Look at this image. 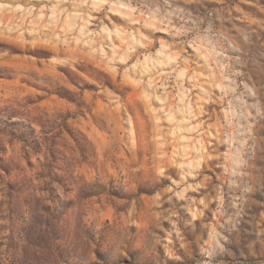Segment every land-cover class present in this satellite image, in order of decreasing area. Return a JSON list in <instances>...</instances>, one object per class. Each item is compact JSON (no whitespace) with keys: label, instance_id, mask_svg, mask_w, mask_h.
<instances>
[{"label":"rangeland","instance_id":"rangeland-1","mask_svg":"<svg viewBox=\"0 0 264 264\" xmlns=\"http://www.w3.org/2000/svg\"><path fill=\"white\" fill-rule=\"evenodd\" d=\"M8 116L0 260L264 264V0H0Z\"/></svg>","mask_w":264,"mask_h":264},{"label":"trees","instance_id":"trees-1","mask_svg":"<svg viewBox=\"0 0 264 264\" xmlns=\"http://www.w3.org/2000/svg\"><path fill=\"white\" fill-rule=\"evenodd\" d=\"M7 128L10 129L7 130ZM0 133L9 134L12 137L13 141L20 143L22 151L26 155H29L33 149H39L41 145L39 141L40 136L34 133V130L31 129L30 125H24L21 122L20 124L12 122L11 116H8L6 120L0 122ZM73 140L78 147L80 155L84 158L85 148L80 144L77 138H73ZM0 153H6V148L1 143ZM54 162L55 152L53 150V145H50L43 152L42 164L43 168L45 169L43 173L45 174V177H47L48 182L54 181ZM0 167H4L1 169H4L6 173L11 172V168L7 163H5L4 166ZM82 192L85 196H92L99 193L98 191L94 190L93 188H90L89 186L83 188ZM33 219V217L29 219L26 227L22 231V234L19 236V239H22L25 243L23 247L25 252L24 254L26 255L28 250L38 249L39 247L44 248L46 245H48V247L52 251H58V244H56V238H50L49 236H45V232L42 231L39 224H37V228H33L35 226V224L33 223ZM0 264H31V262L25 259L23 255H19L18 252H15L12 258L9 259L7 263L5 261L0 260Z\"/></svg>","mask_w":264,"mask_h":264}]
</instances>
